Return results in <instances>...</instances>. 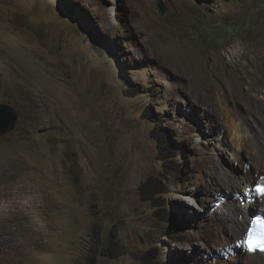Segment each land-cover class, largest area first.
Segmentation results:
<instances>
[{
	"label": "rangeland",
	"instance_id": "374dc122",
	"mask_svg": "<svg viewBox=\"0 0 264 264\" xmlns=\"http://www.w3.org/2000/svg\"><path fill=\"white\" fill-rule=\"evenodd\" d=\"M0 102V264H246L216 194L264 150V0H0Z\"/></svg>",
	"mask_w": 264,
	"mask_h": 264
},
{
	"label": "clouds",
	"instance_id": "9594fccd",
	"mask_svg": "<svg viewBox=\"0 0 264 264\" xmlns=\"http://www.w3.org/2000/svg\"><path fill=\"white\" fill-rule=\"evenodd\" d=\"M245 166L249 168V164H245ZM238 173H240V171L234 174L239 175ZM255 178H257V176H255ZM261 178H264V171L263 174L259 175L255 181H252L249 185L245 186V189H243L244 192H241L242 190H237L233 194H230L226 191L217 192L216 197L220 198L217 201L218 207L221 208L222 207L221 202L222 201L227 202L229 198L231 199L230 201L233 200L239 204V207L242 209V213H240V211L239 214L235 213L236 219L234 215L233 218L234 221L239 222L243 225L241 227L242 228L241 236L239 238H232L231 244L225 246L224 249H220L217 255H224L225 253L229 252L230 247H232V249L241 256L243 255L245 256V253L253 254L257 252L264 259V251L260 249H256L255 251H249L246 247L240 244V240L247 235L246 229L251 227L252 219L255 218L256 216H261L262 218H264V209H263L264 207L261 206L264 196H257L253 191V189L258 183H264V181H262ZM244 209L246 211H244ZM248 217L249 220L245 225L244 222L247 220ZM229 220L232 225L233 223L230 218Z\"/></svg>",
	"mask_w": 264,
	"mask_h": 264
},
{
	"label": "bare ground",
	"instance_id": "6f19581e",
	"mask_svg": "<svg viewBox=\"0 0 264 264\" xmlns=\"http://www.w3.org/2000/svg\"><path fill=\"white\" fill-rule=\"evenodd\" d=\"M259 115V114H257ZM240 129V128H239ZM256 130V129H255ZM234 131V130H233ZM259 131V130H258ZM262 132V131H261ZM235 135H236V140H237V143L235 145V150H233L234 152V156L236 158L239 157V150L242 148L241 146V141H239V137H240V130H236L235 131ZM259 136V135H258ZM256 137V136H255ZM246 140V139H245ZM259 140V139H258ZM263 141V140H262ZM247 142V141H246ZM259 141H256L254 142L251 146V149L255 155V164H254V167L252 169H246V170H243V175L244 177L247 178V181H246V184L245 186L249 185L250 181L251 180H255V176L256 175H261L263 174V171H264V150H263V147L262 146H259ZM263 155V156H262ZM260 158V160H259ZM251 166V165H250ZM229 171L231 172V170H233L232 168H228ZM241 174V173H240ZM242 176V175H241ZM237 177V176H236ZM239 175H238V179H239ZM258 178V176H257ZM237 180V179H236ZM240 180V179H239ZM245 186L243 189H245ZM237 190H241V189H235V191ZM241 192H244V190H242ZM231 202V203H230ZM226 203V202H225ZM227 203H230V205L233 207V209L231 210V215L233 217V215H235V213L239 214V211L240 213H242V209L239 207V204L235 201H227ZM261 206L264 207V199L262 200V204ZM264 209V208H263ZM244 211H246L244 209ZM249 220V217L247 218V220L244 222V224L246 225L247 222ZM243 225L239 222H236V221H233V224L232 226L230 227V231L233 232V235L231 238H239L241 236V231H242V227ZM245 257H246V264H264V259L261 257V255H259L257 252L253 253V254H248V253H245Z\"/></svg>",
	"mask_w": 264,
	"mask_h": 264
},
{
	"label": "trees",
	"instance_id": "16d2710c",
	"mask_svg": "<svg viewBox=\"0 0 264 264\" xmlns=\"http://www.w3.org/2000/svg\"><path fill=\"white\" fill-rule=\"evenodd\" d=\"M156 133V137H157V140L159 142V147H160V157L161 159H164L167 155L170 156V155H176L179 153V150H173V143L172 141H168V140H171L170 136L166 135L165 133H163L162 131L159 132V131H155ZM168 174H169V177H168V183L167 184H164L162 187L163 189L165 190H169L170 189V186H173V189L174 188V185H175V179L178 177V175L180 174V171L178 169H170L168 171ZM155 178H152V179H149L148 181H146L142 186H141V190L143 191V198L144 200H149L151 199V197L149 196L148 194V191L150 190V184L152 182V180H154ZM173 191V190H171ZM154 199V198H152ZM167 219L169 220L170 219V216L167 215ZM117 234L115 232L112 233L111 237L109 238L108 242H103L100 241V243L97 245V249L100 251L101 254H106L110 257H119L120 254H121V247H120V244H119V240L117 239ZM103 238H105V236H103ZM142 259L143 260H148V263L151 262L150 258L149 257H143L142 256ZM147 263V261H146Z\"/></svg>",
	"mask_w": 264,
	"mask_h": 264
},
{
	"label": "snow or ice",
	"instance_id": "6c2138e0",
	"mask_svg": "<svg viewBox=\"0 0 264 264\" xmlns=\"http://www.w3.org/2000/svg\"><path fill=\"white\" fill-rule=\"evenodd\" d=\"M264 181V178H261ZM257 196H264V183H258L253 189ZM247 235L240 240V244L249 251L260 249L264 251V218L256 216L251 221V227L246 229Z\"/></svg>",
	"mask_w": 264,
	"mask_h": 264
},
{
	"label": "water",
	"instance_id": "95a60500",
	"mask_svg": "<svg viewBox=\"0 0 264 264\" xmlns=\"http://www.w3.org/2000/svg\"><path fill=\"white\" fill-rule=\"evenodd\" d=\"M158 7L162 14L166 12V6L162 3H158ZM18 110L7 102H0V137L12 133L19 121Z\"/></svg>",
	"mask_w": 264,
	"mask_h": 264
}]
</instances>
